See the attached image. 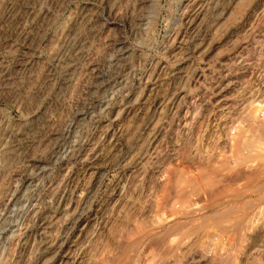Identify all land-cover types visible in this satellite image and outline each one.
Masks as SVG:
<instances>
[{"label":"rangeland","instance_id":"rangeland-1","mask_svg":"<svg viewBox=\"0 0 264 264\" xmlns=\"http://www.w3.org/2000/svg\"><path fill=\"white\" fill-rule=\"evenodd\" d=\"M109 1L14 3L0 264H264V0Z\"/></svg>","mask_w":264,"mask_h":264},{"label":"bare ground","instance_id":"bare-ground-1","mask_svg":"<svg viewBox=\"0 0 264 264\" xmlns=\"http://www.w3.org/2000/svg\"><path fill=\"white\" fill-rule=\"evenodd\" d=\"M3 3V6H2V9L0 10V61L1 59H3L4 57L6 58V56H8L10 53H8L9 51H12V50H9V47H7V44L9 43L10 45L13 43V42H10L8 41L9 40V34L11 33H15L16 36H23L25 37V35H29V27L32 28L31 26V20L29 21V19H27L28 16H30V14H28L27 17H25L24 15V12H25V5L23 4V6H20L19 8H15V4L16 3V0H1ZM98 1V0H97ZM102 4L106 5V7L108 8V10L111 8V6H107V4H109L111 1L109 0H99ZM20 4V3H19ZM2 5V4H1ZM111 5V4H110ZM23 9H24V12H23ZM106 9V8H105ZM32 13V12H31ZM35 15V14H34ZM33 16V15H32ZM80 16V15H79ZM40 17V16H39ZM34 18V17H33ZM36 18V17H35ZM83 18V16H82ZM84 19V18H83ZM35 20V19H33ZM35 22V21H34ZM33 22V23H34ZM32 23V24H33ZM35 24V23H34ZM33 24V26H34ZM37 26V25H36ZM28 28V30H27ZM35 28V26H34ZM33 28V29H34ZM38 29V28H37ZM32 31V29H30ZM29 30V31H30ZM28 32V33H27ZM41 32V31H40ZM78 32V31H77ZM82 33V32H81ZM61 35V34H60ZM12 36V34L10 35ZM31 36V35H30ZM15 37V35H14ZM17 37V38H18ZM27 37V36H26ZM32 37V36H31ZM17 38H15L17 40ZM29 38V36L27 37ZM85 38L86 36L84 37L83 35L81 36L79 33H76V32H71L69 33L65 39L62 41V45L57 49V53H54V55L56 56V59L59 60V67L61 65L62 67V70L63 71H66L68 70L69 68H73V66L75 64H79L77 63V61L81 60V59H78V58H81L80 56L82 55L83 53V50H84V45L86 44L85 42ZM23 39V38H21ZM87 39V38H86ZM89 39V37H88ZM25 40V39H24ZM12 41H15L14 38L12 39ZM23 41V40H22ZM17 43V42H16ZM15 43V45H16ZM29 43V42H28ZM31 43V42H30ZM8 44V46H10ZM21 44V43H20ZM25 44V43H23ZM14 45V43H13ZM28 45V44H27ZM26 46V45H25ZM25 46H22V47H25ZM87 46V45H86ZM13 48V47H12ZM20 48V47H19ZM86 48V47H85ZM11 49V48H10ZM23 49V48H21ZM20 49V50H21ZM15 50V49H14ZM19 50V49H18ZM19 50V51H20ZM27 50V49H26ZM86 50V49H85ZM84 50V51H85ZM17 51V49L15 50ZM18 51V52H19ZM22 52V51H21ZM24 52V51H23ZM25 53H28V52H24ZM18 56V55H17ZM11 57L14 58V56L12 55ZM16 57V56H15ZM19 57V56H18ZM26 56H24L25 58ZM29 57V56H28ZM33 57V56H32ZM22 58V57H21ZM6 60V59H5ZM4 60V61H5ZM10 60V59H9ZM16 60V59H15ZM22 60V59H20ZM27 60V59H26ZM25 60V62H26ZM3 61V62H4ZM18 62V60H16ZM16 61H11V62H14L16 63ZM62 61V64H60ZM82 61V60H81ZM2 62V61H1ZM0 62V63H1ZM6 62V61H5ZM8 62V61H7ZM6 62V64H7ZM21 62V61H20ZM57 62V61H56ZM13 63V64H14ZM22 63V62H21ZM5 64V65H6ZM10 64V62H9ZM26 64V63H25ZM4 66V64H2ZM80 65V64H79ZM77 66V65H76ZM2 67V66H1ZM58 67V66H57ZM56 67V68H57ZM4 67L1 68V70H3ZM7 69V68H5ZM72 71V70H71ZM3 72V71H2ZM1 73V71H0ZM68 74V73H67ZM65 77V76H63ZM70 77V76H69ZM71 79V78H70ZM1 80V79H0ZM66 80V79H65ZM5 84V83H4ZM47 116V115H46ZM44 123V121H42ZM36 125V124H35ZM44 126L46 125L45 123L43 124ZM24 128V127H23ZM31 128V127H30ZM20 129V128H19ZM26 129V128H24ZM32 130V129H31ZM35 130V129H33ZM20 131V130H19ZM30 131V130H29ZM22 132V130H21ZM33 132V131H32ZM37 132V131H36ZM23 133V132H22ZM25 133V132H24ZM23 133V135H24ZM31 133V132H30ZM27 134V133H25ZM43 134V133H42ZM17 133H16V130L15 132H12V138L10 139L9 142H12L15 144H19L21 142L20 138L22 137V135L20 137H17L16 136ZM27 135H30V134H27ZM33 135V134H32ZM19 136V134H18ZM11 137V136H10ZM30 137V136H29ZM37 137V136H36ZM26 137H22V144L24 143L23 141H25ZM31 138H33L31 136ZM31 138H30V141H26V142H31ZM29 140V139H28ZM48 141V140H47ZM25 142V143H26ZM29 144V143H28ZM27 144V145H28ZM34 144V143H33ZM21 145V144H19ZM19 148V147H18ZM16 153V152H15ZM17 158V157H16ZM14 160V159H13ZM9 163V162H8ZM15 163V162H14ZM10 164V163H9ZM8 164V165H9ZM19 161H18V164L19 165ZM23 164V163H22ZM13 165V164H12ZM16 165V164H15ZM21 165V164H20ZM8 167V166H7ZM16 167V166H15ZM21 167V166H20ZM25 168V167H24ZM11 169V168H10ZM14 169V168H13ZM4 170V169H3ZM21 171V170H20Z\"/></svg>","mask_w":264,"mask_h":264},{"label":"built area","instance_id":"built-area-1","mask_svg":"<svg viewBox=\"0 0 264 264\" xmlns=\"http://www.w3.org/2000/svg\"><path fill=\"white\" fill-rule=\"evenodd\" d=\"M254 103L256 105L257 118L264 120V95L257 97ZM263 258H264V251H263Z\"/></svg>","mask_w":264,"mask_h":264}]
</instances>
